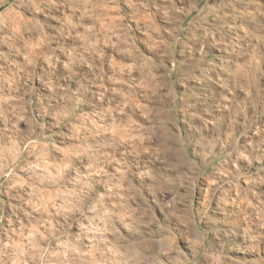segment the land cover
<instances>
[{
	"label": "clouds",
	"instance_id": "obj_1",
	"mask_svg": "<svg viewBox=\"0 0 264 264\" xmlns=\"http://www.w3.org/2000/svg\"><path fill=\"white\" fill-rule=\"evenodd\" d=\"M0 264H264V0H0Z\"/></svg>",
	"mask_w": 264,
	"mask_h": 264
}]
</instances>
